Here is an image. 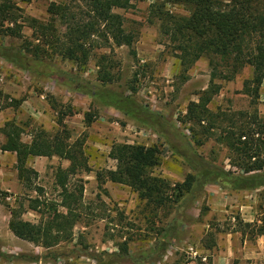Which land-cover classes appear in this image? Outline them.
Returning a JSON list of instances; mask_svg holds the SVG:
<instances>
[{"label": "rangeland", "instance_id": "1", "mask_svg": "<svg viewBox=\"0 0 264 264\" xmlns=\"http://www.w3.org/2000/svg\"><path fill=\"white\" fill-rule=\"evenodd\" d=\"M12 1L25 17L40 21L47 19L51 3L77 6L72 0ZM156 1L159 0H138L130 9H115L114 13L123 18L124 30L133 36V43L106 47L99 39L83 70L57 57L45 56L34 61L31 54H26L29 70L0 59V126L13 122L22 133L26 129L55 133L63 125L70 142L83 143L90 169L70 178L71 188L83 187L75 211L77 221L70 231L60 234L59 243L51 248L18 239L8 227L9 210L18 208L15 200H24L26 208V199L36 194L27 190L1 191L6 195H2L4 201L0 202V264H190L192 261L205 264L200 260L201 244L208 247L212 241L211 229L215 232L228 228L229 219H233L235 227L240 226L239 209L230 208L229 204L223 207L222 203L219 215L223 219L216 226V215L211 212L212 204H208L217 194L234 191L210 173L219 168L241 174L231 166L236 152L229 150L225 141L217 140L223 137L220 131L198 134L196 126L191 131V124L183 120L188 105L197 102L209 86V60L203 56L189 65L184 56L173 50L150 10ZM166 8L173 15H187L182 6L166 5ZM22 33L26 43L33 41L28 27ZM22 45L23 40L0 35V46L4 48L20 49ZM101 55L107 57L105 64L109 62L111 66L112 84L97 80ZM250 76L251 67L246 66L232 80L215 78L219 91L208 109L212 117L219 116L216 126L237 133L245 129L243 132L248 136L241 141H249L253 149L243 157L252 163L264 161V80L258 96L250 97L242 91L244 81ZM53 84L55 94L48 88ZM41 92L46 94L47 106L34 101L33 105L43 113L32 117L21 107L22 101L35 99ZM126 97L130 101L129 105L125 104V109L131 111L129 115L106 106L110 100L116 102ZM138 107L141 110H134ZM77 111L81 112L78 118L84 129L73 130L64 121ZM150 113L155 114L152 121ZM60 118L62 122L58 125ZM193 132H197L195 137ZM123 144L154 146L158 150V165L152 168L151 176L164 183L159 189L162 204L141 200L137 192L125 185L108 180L101 184L97 180V173L104 178L106 172L116 170L117 162L109 153L113 145ZM54 168L52 172L48 173L47 169L41 173L35 181L43 188L40 199L45 203L60 200L53 185ZM15 171V165L8 166L7 177H12ZM188 176L192 177L190 188L184 185ZM248 192L251 196L248 193L247 199L253 200L251 210L260 219L264 211V187ZM59 211L64 212L62 208ZM46 216L52 215L47 212ZM21 219L38 223L41 215L26 210Z\"/></svg>", "mask_w": 264, "mask_h": 264}, {"label": "trees", "instance_id": "2", "mask_svg": "<svg viewBox=\"0 0 264 264\" xmlns=\"http://www.w3.org/2000/svg\"><path fill=\"white\" fill-rule=\"evenodd\" d=\"M29 1L31 0H23ZM72 1L77 4L74 8L51 3L47 9V19L40 21L25 17L22 9L12 0H0V35L13 40H23L20 49L0 46V59L23 70H29L26 54H31L34 61H39L45 56L57 57L70 61L83 70L99 39L104 41L106 47L111 44L130 46L133 43V36L124 30L123 18L114 13V10L130 9L138 0ZM166 5L182 6L187 15H173ZM150 10L159 23L161 34L166 36L174 51L187 59L189 65L203 56L209 60V86L201 93L197 102L188 105L183 120L191 124V131H194L193 126H196L200 131L198 134L215 129L220 131L223 137L219 136L217 140L225 141L226 147L236 152L231 166L241 171V174H234L232 171L214 168L210 175L225 182L229 189L234 191H252L264 187V161L250 163L243 157L253 149L249 141H241L248 133L243 132L244 128L237 133L216 126V118L219 116L212 117L208 109L212 97L219 91L214 79L220 77L232 80L246 66L251 67V76L244 81L242 91L250 97L258 96L264 80V0H159L150 6ZM24 27L32 31L33 41L26 43L24 40ZM105 59L107 57L101 55L97 62V80L101 84H112L114 76L109 71V62L105 64ZM128 100L129 97L116 102L110 100L106 106L118 110L123 115H129L131 111L125 109V104L130 103ZM150 115L151 121L154 120L155 114ZM61 122L62 119H58V125H61ZM205 122L207 125L203 126L202 123ZM60 128L55 133H48L43 129L36 130L30 144L21 141L22 130L17 124L8 122L0 128V133L5 137V143L0 149L15 154L18 180L28 191L36 193L34 198L26 199V208L23 206L24 200H15L18 208L9 210V230L18 239L44 248L56 246L60 241V234L74 227L77 221L75 211L81 200L83 187L79 185L77 188H71L70 178L90 171L87 156L82 148L83 143L78 140L70 142L65 126ZM193 133L195 137L197 132ZM157 154L158 150L154 146L113 145L109 156L116 160V170L106 172L104 178L97 173L96 178L101 184L108 180L125 185L137 192L141 200L162 204L163 201L159 200V189L164 183L151 176L152 168L158 165ZM52 156L67 160L70 165L65 169L58 167L54 175L55 184L60 189V200L45 203L40 199L43 189L35 184L38 174L27 166V160L30 157ZM253 157L249 156L250 159ZM191 180V176L186 178L184 185L187 188H190ZM179 190L182 191L180 187ZM2 195L6 194L0 192V202L3 203ZM5 206L9 208L8 204ZM59 208L64 212H60ZM26 210L40 214V221L31 223L21 219ZM47 212L52 216L45 217ZM260 221L256 232L258 235H264V211Z\"/></svg>", "mask_w": 264, "mask_h": 264}, {"label": "crops", "instance_id": "3", "mask_svg": "<svg viewBox=\"0 0 264 264\" xmlns=\"http://www.w3.org/2000/svg\"><path fill=\"white\" fill-rule=\"evenodd\" d=\"M0 81H2L1 78ZM48 88L50 89L52 94L56 93V86L54 84L50 85ZM45 95V92H41L40 94L36 95L35 99H26L22 101L21 107L26 108L32 117L41 116L43 112H41L38 107L34 106L33 103L34 101H38V103H44L47 106ZM80 116L81 112L77 111V113H74V115L67 116L64 122L69 125V127L73 130H79V128L84 129L82 123L78 118ZM3 126H0V128H2ZM35 131L33 132L32 130L26 129V131L23 132L21 135V141L25 144H30ZM4 143L5 137L3 136V134L0 133V147ZM6 161H9L10 165H8ZM14 165L16 169L15 154L10 152H4L0 149V192L5 191V193H8L9 189H15V191H18L20 193H22L23 191L26 192L27 189L24 188L22 183L17 178V171H15V174L12 177H7L8 166L13 167ZM43 165H46V167L44 166V170L42 168ZM69 165V161L60 159L57 156L30 157L27 160V166L37 172V179H39L41 173H44L47 169L48 173L49 171L52 172L53 168L55 167L53 171V185H55L54 187L56 189V192H60L59 187L55 184L54 175L56 169L58 167L65 169ZM36 185L39 186L38 184ZM30 192L36 194L34 191H29V193ZM248 193L250 194L251 192H223L217 194V196H214L212 198V202L209 199L208 204H212L210 205L211 212L216 215V219L214 220L216 221V226L219 227L218 223L223 219L219 215L222 212V208L219 207L221 203L223 207H226L225 205L229 204L228 206L230 208L239 209V211L242 213V220L240 221L241 223L238 224L240 225L239 227H235L232 222L233 219H229V221L231 220V224H229L228 228L222 229L221 231L217 230L215 232L211 229L212 241L209 244H207L208 241L206 242L209 249L201 244L202 253L200 254L203 255L201 256V258H206L205 264H264V235H258L256 232L257 228L261 224V221L255 216L256 213L251 210L253 209V200L249 198L247 199ZM243 195H246V197ZM249 196H251V194ZM252 228H254L255 230L252 231ZM190 264H195V262L192 261L190 262Z\"/></svg>", "mask_w": 264, "mask_h": 264}, {"label": "built area", "instance_id": "4", "mask_svg": "<svg viewBox=\"0 0 264 264\" xmlns=\"http://www.w3.org/2000/svg\"><path fill=\"white\" fill-rule=\"evenodd\" d=\"M196 255H197V254H193V257H196ZM205 261H206V258L202 257V258H201V262H204V263H205Z\"/></svg>", "mask_w": 264, "mask_h": 264}]
</instances>
